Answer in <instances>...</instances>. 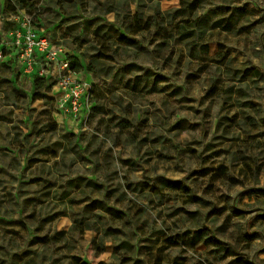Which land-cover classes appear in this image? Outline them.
Wrapping results in <instances>:
<instances>
[{"label": "rangeland", "instance_id": "1", "mask_svg": "<svg viewBox=\"0 0 264 264\" xmlns=\"http://www.w3.org/2000/svg\"><path fill=\"white\" fill-rule=\"evenodd\" d=\"M0 49V264H264V0H0Z\"/></svg>", "mask_w": 264, "mask_h": 264}, {"label": "built area", "instance_id": "2", "mask_svg": "<svg viewBox=\"0 0 264 264\" xmlns=\"http://www.w3.org/2000/svg\"><path fill=\"white\" fill-rule=\"evenodd\" d=\"M13 18L19 21L17 27L10 31V40L6 42L5 50L17 57L23 72L31 73L35 70L37 60L43 59L46 65L53 63V69L40 65L37 73L41 77L55 76L56 87L53 96L62 101L60 110L64 113L80 112L86 101L90 84L79 78L78 72L70 67L67 58H59L56 50L51 48L48 40L37 33L27 15L17 14ZM3 58V50L0 49V60ZM58 65L57 72H54Z\"/></svg>", "mask_w": 264, "mask_h": 264}, {"label": "trees", "instance_id": "3", "mask_svg": "<svg viewBox=\"0 0 264 264\" xmlns=\"http://www.w3.org/2000/svg\"><path fill=\"white\" fill-rule=\"evenodd\" d=\"M70 67L75 71L78 72L80 71V69L82 68L80 61L78 59H76L75 57H71V63H70ZM44 82L45 79L42 77H39L37 79H35V86L38 88H42V86H44ZM49 86L46 87V90H48Z\"/></svg>", "mask_w": 264, "mask_h": 264}, {"label": "crops", "instance_id": "4", "mask_svg": "<svg viewBox=\"0 0 264 264\" xmlns=\"http://www.w3.org/2000/svg\"><path fill=\"white\" fill-rule=\"evenodd\" d=\"M35 70H37V68H35ZM35 70H34V71H35Z\"/></svg>", "mask_w": 264, "mask_h": 264}]
</instances>
